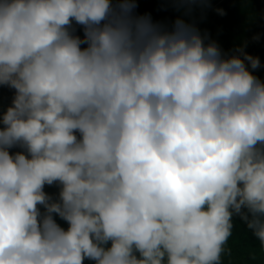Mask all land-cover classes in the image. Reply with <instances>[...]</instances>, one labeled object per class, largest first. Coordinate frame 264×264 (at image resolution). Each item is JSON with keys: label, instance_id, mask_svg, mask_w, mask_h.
I'll list each match as a JSON object with an SVG mask.
<instances>
[{"label": "clouds", "instance_id": "obj_1", "mask_svg": "<svg viewBox=\"0 0 264 264\" xmlns=\"http://www.w3.org/2000/svg\"><path fill=\"white\" fill-rule=\"evenodd\" d=\"M136 7L0 0V264H222L234 218L264 249L259 58Z\"/></svg>", "mask_w": 264, "mask_h": 264}, {"label": "trees", "instance_id": "obj_2", "mask_svg": "<svg viewBox=\"0 0 264 264\" xmlns=\"http://www.w3.org/2000/svg\"><path fill=\"white\" fill-rule=\"evenodd\" d=\"M217 9H222L221 15ZM137 15L150 14L154 22L168 28L177 18L195 24L201 34L217 42L223 53L231 55L233 50L246 43L245 51L258 57L260 68L253 74L264 81V0H210L207 4L183 3L180 0H137ZM75 34L83 37L81 26L73 24ZM258 37V39H254ZM14 90L0 87V112L10 104ZM45 191L55 196L58 188L46 186ZM57 222L66 227L64 221ZM233 233L225 246L222 264H264V249L246 225L234 218ZM85 264H91L86 261Z\"/></svg>", "mask_w": 264, "mask_h": 264}, {"label": "rangeland", "instance_id": "obj_3", "mask_svg": "<svg viewBox=\"0 0 264 264\" xmlns=\"http://www.w3.org/2000/svg\"><path fill=\"white\" fill-rule=\"evenodd\" d=\"M18 149H13L12 151H17Z\"/></svg>", "mask_w": 264, "mask_h": 264}]
</instances>
